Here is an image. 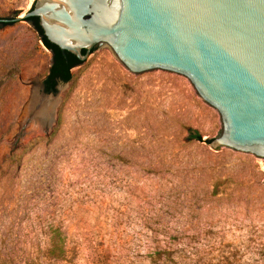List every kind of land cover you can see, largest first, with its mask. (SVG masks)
Instances as JSON below:
<instances>
[{"label": "rangeland", "instance_id": "374dc122", "mask_svg": "<svg viewBox=\"0 0 264 264\" xmlns=\"http://www.w3.org/2000/svg\"><path fill=\"white\" fill-rule=\"evenodd\" d=\"M52 55L30 22L0 23V264H264V158L211 147L220 113L187 76L97 47L50 129L16 143Z\"/></svg>", "mask_w": 264, "mask_h": 264}, {"label": "water", "instance_id": "95a60500", "mask_svg": "<svg viewBox=\"0 0 264 264\" xmlns=\"http://www.w3.org/2000/svg\"><path fill=\"white\" fill-rule=\"evenodd\" d=\"M29 17H38L48 40L82 63L97 47H108L133 73L187 76L220 113L222 131L211 147L264 158V0H33L0 22ZM45 77L32 86L16 143L29 122L47 123L48 131L55 119L70 81L58 79L57 91L46 92Z\"/></svg>", "mask_w": 264, "mask_h": 264}, {"label": "trees", "instance_id": "16d2710c", "mask_svg": "<svg viewBox=\"0 0 264 264\" xmlns=\"http://www.w3.org/2000/svg\"><path fill=\"white\" fill-rule=\"evenodd\" d=\"M26 20L33 25L34 30L38 33V36L43 42V44L48 49H50L53 54L52 56L53 62L49 67V72L46 75L43 83L46 92H56L58 79H61L64 82L70 81L72 78V68L82 64V61H80L75 55H73L70 52H66V54H64L57 45L50 42L48 38L44 35L43 29L39 24L38 17H29L26 18ZM0 23L3 25H10L15 22H0ZM196 137L198 139H202L200 135H197ZM53 234H54V238H52L49 253L54 257H58V258L64 257L66 249H65L63 233L61 230L56 229L53 232Z\"/></svg>", "mask_w": 264, "mask_h": 264}, {"label": "bare ground", "instance_id": "6f19581e", "mask_svg": "<svg viewBox=\"0 0 264 264\" xmlns=\"http://www.w3.org/2000/svg\"><path fill=\"white\" fill-rule=\"evenodd\" d=\"M29 104H30V100L26 106V113L28 114V111H29ZM47 123L44 124V123H33L32 124V131H43L45 130V127H46Z\"/></svg>", "mask_w": 264, "mask_h": 264}, {"label": "flooded vegetation", "instance_id": "af4514ba", "mask_svg": "<svg viewBox=\"0 0 264 264\" xmlns=\"http://www.w3.org/2000/svg\"><path fill=\"white\" fill-rule=\"evenodd\" d=\"M57 87V86H56Z\"/></svg>", "mask_w": 264, "mask_h": 264}]
</instances>
